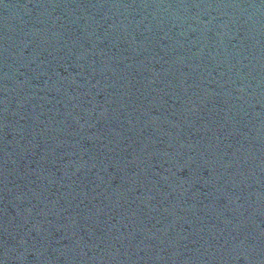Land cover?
I'll list each match as a JSON object with an SVG mask.
<instances>
[{"label":"water","instance_id":"95a60500","mask_svg":"<svg viewBox=\"0 0 264 264\" xmlns=\"http://www.w3.org/2000/svg\"><path fill=\"white\" fill-rule=\"evenodd\" d=\"M0 264H264V0H0Z\"/></svg>","mask_w":264,"mask_h":264}]
</instances>
